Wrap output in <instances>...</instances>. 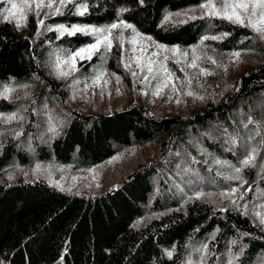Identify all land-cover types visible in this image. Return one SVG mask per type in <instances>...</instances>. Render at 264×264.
I'll use <instances>...</instances> for the list:
<instances>
[{
  "label": "trees",
  "instance_id": "16d2710c",
  "mask_svg": "<svg viewBox=\"0 0 264 264\" xmlns=\"http://www.w3.org/2000/svg\"><path fill=\"white\" fill-rule=\"evenodd\" d=\"M202 2L79 0L77 4H87L84 15L75 14L76 5H69L64 13L48 17L41 30L31 17L28 34L0 20V92L12 84H34L36 88L27 98L28 122L0 148V174L32 163L23 139L28 134L35 135L29 138L35 160L70 166L102 163L120 149L161 139L154 160L100 194L68 193L44 180L0 182V264H188L196 245L207 246L214 259L211 264H261L264 229L236 208H216L201 200L190 202L183 194L177 196L188 179L178 175L174 166L185 160L177 163L169 155L186 141H196L212 151L222 167L188 164L191 167L184 174L191 180L209 189L231 188L237 183L238 167L242 179L264 189V151L255 154L248 166L241 165L255 143L248 137V119L259 118L255 111L260 110L248 112L245 127L244 105L264 95V64L244 74L232 92L186 116L155 114L141 104L83 114L66 103L61 84L44 66L50 52L70 54L93 41L90 35L48 30L58 25L105 27L124 21L159 42L182 46L197 44L210 27L211 36L222 37L204 41L213 48L230 52L253 46L250 29L226 20L164 21L167 13ZM96 60L82 63V71L89 73L98 64ZM111 70H117L114 63ZM54 100L61 112L51 122L53 133L46 138L36 136L41 124L35 108ZM14 110L15 102L0 98V112ZM233 138L234 145L229 143ZM183 191L188 192L189 185ZM149 212L160 216L139 224ZM167 251H172L171 257Z\"/></svg>",
  "mask_w": 264,
  "mask_h": 264
},
{
  "label": "rangeland",
  "instance_id": "374dc122",
  "mask_svg": "<svg viewBox=\"0 0 264 264\" xmlns=\"http://www.w3.org/2000/svg\"><path fill=\"white\" fill-rule=\"evenodd\" d=\"M78 1L72 0L71 3L66 4L61 9V14L66 11L69 5H79L77 4ZM39 2L40 0H0V16L5 14V8L9 9L10 12L13 11L11 3H16L17 9L4 22H9L21 33L28 34L27 24L29 19L33 17L39 30H41L45 28V20L55 15V10L60 7V0H51L53 5L51 10L46 6L49 0H43L45 6L40 9L39 16H37L36 4ZM214 2L219 5V0H214ZM29 4L30 7L26 6ZM199 5L167 13L164 16V21L181 24L184 20H192L188 19L189 16L195 15L199 17L201 15ZM191 9H195L196 11H190ZM177 13H181L182 15L177 16ZM185 13L187 15H183ZM17 20L20 21V27L16 26ZM40 20L43 21V26H40L38 22ZM56 27L51 28L55 30ZM67 27L70 28L71 26ZM246 28L250 29L253 33L250 40L253 46L245 50H239L238 52L241 53V56L238 61L234 56H231V53L237 51L227 52L213 48L204 43L206 41L204 39L205 36L197 44L190 46L168 45L159 42L148 34L138 31L141 35L133 43L131 29L117 28L112 30L110 37L112 39V47L106 53L102 44L99 50L93 53L90 60L77 57L75 68L70 70V65L64 64L63 61L74 52L66 54L53 51L48 54L44 66L47 73L61 84L62 91L65 93L66 103L83 114L112 112L124 107L141 104L148 107L155 114L169 115L179 113L186 116L201 109L206 102L216 101L232 92L244 74L254 67L264 64V38H261L251 28ZM76 34L83 33L77 32ZM205 34L208 37H212L210 27L206 29ZM89 35L93 38L91 43H94L95 36L93 34ZM142 37H151L152 41H147L142 39ZM156 45H163L167 49L178 48L179 51L175 53L164 51L163 49H157ZM141 48L144 49L143 52H141ZM194 48L195 51H193ZM152 53L158 54L153 56ZM184 53H187L186 57L183 55ZM148 57L155 61L153 63V74L159 72L161 64L169 70L172 74L171 81L175 84L177 91L173 92L170 84L169 87L160 91L159 95H153L162 79V73L155 79L149 76L148 81H144L143 76L149 75L147 68L145 67L144 72L141 73L140 67L136 63L137 58H139L141 64H146ZM196 57L199 59L196 60L197 66L193 68L190 65ZM210 57L216 63H212L209 60ZM94 59H97L98 64L91 68L89 73L83 72L81 69L82 63L91 62ZM113 63L117 69L116 71L111 70ZM126 63L130 65V69L125 68ZM225 69L227 70L225 71ZM202 70H206L210 74L205 75ZM133 71L137 73L136 77H133ZM59 72H68V75L60 76ZM101 72L105 73V75L96 84H93V79ZM117 77H119V80H117ZM105 81H108V83H105ZM188 81H191V83L189 84ZM5 87L14 89L10 98L6 100L8 102H15L16 110L12 112H0V116L6 117L16 114V118L10 121L0 119L2 126L0 128V148L3 147L8 138L18 136L21 129L28 122L27 98L36 89L34 84L20 86L12 84ZM189 91L193 93L192 96L186 94ZM197 97H203V99ZM56 101L54 100L35 108V113L38 115L39 123L41 124V126L36 127V136L39 134L41 138H46L53 133L51 122L53 118H57L55 115L61 112L60 109L58 110ZM257 107H260V110L258 112L255 111V115L259 118L250 117L248 121L254 120L253 124L254 122L256 124L252 125V122H250L249 125L247 123V114ZM244 108L243 116L245 121L242 123V126L249 125L248 137L255 140L251 150L255 148L256 154L258 152L262 153L264 151V95L254 99V101L248 102L247 105H244ZM34 136L28 134L23 138L26 143L25 148L32 159V163L11 167L0 174V182L13 181L19 178L28 181L44 180L51 186L64 192L91 195L100 194L118 186L121 180L128 174L150 163L159 155L161 150V139H157L145 145L120 149L114 156L102 163L89 166H70L55 161L45 162L35 160L34 145L29 141V138ZM211 141L213 140L211 139ZM248 142L249 140H246L244 143L247 144ZM251 150L248 154L251 153ZM169 156L170 158L174 157L177 163L182 160L187 162H180L183 164L178 163L174 166L176 171H179L178 175H187L185 179H188L187 183L189 185V191H183L188 187L187 183L186 186L184 183L183 189L177 191V196L183 194L190 202L201 200L214 205L216 208H236L243 214H245L246 208L247 214L245 215L258 227L264 229V225L260 224V216H264V207H261V205H264V189L259 184H252L249 180H246L247 183L241 184V181L237 179V183L232 184L231 188L209 189L203 187L204 185H201V182L191 180L189 174H184L185 169L189 171L191 167L188 164L191 165L197 162V167L204 164L207 169H210L211 165L218 168L222 167V163H217L220 160L213 156L212 151L207 150L204 145L196 141H186L178 146ZM183 157H186V159ZM37 165L40 167L37 168ZM184 165L188 166V168L184 167ZM243 166L246 167L245 165ZM232 189H237V191L233 193ZM197 192H203L204 195L197 199L194 195ZM241 196L243 199H241ZM189 197L192 198L190 199ZM233 200L235 204L232 203ZM158 216H160L159 212H149L142 221H139V224ZM204 246L200 247L196 245L191 248L192 250L188 255V264L189 262L191 264H200L201 257H204V264L213 263L214 259L210 258L208 250L207 253L201 251ZM229 254L230 251L226 254L228 259Z\"/></svg>",
  "mask_w": 264,
  "mask_h": 264
},
{
  "label": "snow or ice",
  "instance_id": "6c2138e0",
  "mask_svg": "<svg viewBox=\"0 0 264 264\" xmlns=\"http://www.w3.org/2000/svg\"><path fill=\"white\" fill-rule=\"evenodd\" d=\"M71 2H72V0H60V7L55 10L54 14H61V9L64 6H66V4L71 3ZM140 2L142 3L143 0H140ZM26 6L30 7V4L26 5ZM44 6L45 5L43 4V0H40V2L36 4L37 16H39V11ZM46 6L49 10L52 9L53 5H52L51 0H49V3ZM11 9L13 11L10 12L9 9L5 8L4 9L5 14L3 16H0V20L7 21L9 16H11L13 14V12L17 9V4L11 3ZM199 9L201 10V15L199 17L192 15V16H189L188 19L195 20V19H204L205 17H208V18L226 20L232 24L240 25L242 27H249L255 33H257L259 36H261V38H264V0H219V5H217V3L214 2V0H204V2L199 5ZM86 11H87V4L86 3H81L79 5H76V13L75 14L84 15ZM120 11L123 12V11H125V9H121ZM190 11L194 12L196 10L191 9ZM176 15L179 16L182 14L177 13ZM183 15H187V13H185ZM38 22H39L40 26H43L42 20H40ZM182 22L187 23V20H184ZM16 26L17 27L21 26L19 20H17ZM117 28L131 29V31L133 33V38H132L133 43H135L136 38L140 37V35H141L133 25H131L127 22H124V21H120L119 23H112L109 26L100 27V28L82 27L80 25H72L69 28V27H66L64 25H58L55 28V31H57L60 35H63L65 33H67L68 35H74L77 32H81L85 35L93 34L95 36V42L94 43H91V44L87 45L86 47H82L79 50L72 53L67 59H65L63 61L64 64L70 65V70H73L75 68V60L77 57H80L81 59H89L90 60L93 53L98 51L102 44L104 45V49H105V53H106L107 50H109L112 47V39L110 38L111 34H112V30L117 29ZM48 30H52L51 27H49ZM223 35L227 36L228 34L225 33ZM221 38L222 37H220V36H212V37L205 36L204 37V39H214V40L215 39H221ZM121 39H122V37H121ZM142 39H145L147 41H152L151 37H142ZM156 47H157V49H163L164 51H172L174 53L179 51L178 48L167 49V48H164L163 45H156ZM143 51H144V49L141 48V52H143ZM193 51H195V48L193 49ZM157 54L158 53H152L153 56H155ZM183 55L186 57L187 53H184ZM231 56H234L236 58V60L238 61L240 56H241V53L238 51L233 52V53H231ZM165 59H167V57H165ZM197 59H199V58L196 57L193 59L191 65H190L191 67L195 68L197 66L196 65ZM209 60L212 63H216L215 60H212L211 57L209 58ZM58 63H59V61H58ZM136 63L138 65V67H140L141 73L144 72L145 67L147 68V72L149 75L143 76L144 81H148L149 76H152V78L155 79L157 76H159L162 73V79H161L160 83L158 84V87H157L156 91L153 93V95H159L160 91H162L164 88L169 87L170 84H171V90L173 92L177 91L175 84L172 83V81H171V75L172 74L169 72V70L163 64H161L159 72L153 74V63H155V61H153L150 57L147 58L146 64H141L139 58H137ZM125 68L130 69V65L126 63ZM226 70L227 69H225V71ZM181 71H183V69H181ZM202 71L205 75L210 74L206 70H202ZM59 75L60 76H67L68 72H59ZM104 75H105V73H103V72L99 73L93 79V84H96L101 79V77H103ZM132 75H133V77H136L137 73L135 71H133ZM117 80H119V77H117ZM105 83H108V81H105ZM188 83L190 84L191 81H188ZM13 91H14V89L11 87H4L3 92H0V98L9 99L10 95ZM186 94L189 96L193 95V93L191 91L187 92ZM197 98L203 99V97H197ZM15 118H16V114H11V115H8L6 117L0 116V119H6L8 121L15 119ZM245 127H247V125H245ZM229 143L234 145L236 143V141L233 138V139L229 140ZM255 154H256V149L252 148L251 153L248 154L247 157L241 161V163L245 166H248L249 164H251L255 160ZM217 163H221V162L217 161ZM229 166H232V165H229ZM39 167L40 166L37 165V168H39ZM185 171H188V170L185 169ZM235 171L237 173L236 179H239L241 181V184L247 183L246 180H243L239 176L241 169L237 167V168H235ZM231 191L234 193L235 191H237V189H232ZM249 191H251V189H249ZM194 195H195V198L199 199L202 195H204V193L203 192H197ZM222 195H224V193H222ZM189 198L191 199L192 197H189ZM241 199H243L242 196H241ZM232 203L235 204V201L233 200ZM261 207H264V205H261ZM245 214H247L246 208H245ZM260 224L264 225V216H260ZM233 243H235V241H233ZM201 251H204L205 253H207V246L205 245L201 249ZM167 255L169 257H171L172 251H167ZM189 264H191V262H189ZM200 264H204V257H201ZM261 264H264V259H262Z\"/></svg>",
  "mask_w": 264,
  "mask_h": 264
}]
</instances>
